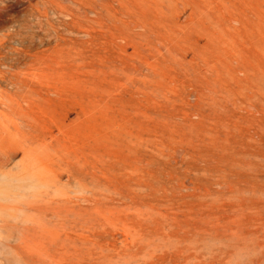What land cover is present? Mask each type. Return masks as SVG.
<instances>
[{
	"label": "rangeland",
	"instance_id": "1",
	"mask_svg": "<svg viewBox=\"0 0 264 264\" xmlns=\"http://www.w3.org/2000/svg\"><path fill=\"white\" fill-rule=\"evenodd\" d=\"M0 264H264V0H0Z\"/></svg>",
	"mask_w": 264,
	"mask_h": 264
}]
</instances>
